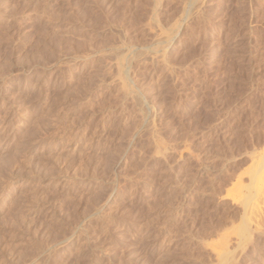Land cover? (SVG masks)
<instances>
[{
	"label": "rangeland",
	"instance_id": "rangeland-1",
	"mask_svg": "<svg viewBox=\"0 0 264 264\" xmlns=\"http://www.w3.org/2000/svg\"><path fill=\"white\" fill-rule=\"evenodd\" d=\"M0 163V264H264V0H0Z\"/></svg>",
	"mask_w": 264,
	"mask_h": 264
},
{
	"label": "bare ground",
	"instance_id": "bare-ground-1",
	"mask_svg": "<svg viewBox=\"0 0 264 264\" xmlns=\"http://www.w3.org/2000/svg\"><path fill=\"white\" fill-rule=\"evenodd\" d=\"M113 48H114V47H113ZM122 51H123V50H122ZM122 51H121V48H120V49H119V48H116V49H114L113 51H111V52H113V54H114V57H113V58H115V57H116V58L121 57V56H122ZM109 52H110V51H109ZM111 52H110V53H111ZM123 52H124V51H123ZM110 53H109V54H110ZM146 54H147V53H146ZM146 54H145V55H146ZM123 56H124V54H123ZM123 56H122V57H123ZM146 56H148V55H146ZM111 57H112V56H111ZM116 64H117V63H116ZM125 86H126V85H125ZM126 89H128V87H126ZM128 90H129V89H128ZM123 92H124V91H123ZM126 92H128V91H126ZM126 92H125V93H126ZM132 93H133V92H131V94H132ZM128 95H130V93H128ZM129 97H130V96H129ZM132 97H133V95H132ZM133 98H134L136 101H137V100L140 101L139 99H136L137 97H133ZM140 102H141V101H140ZM139 104H140V103H139ZM141 104H142V103H141ZM3 160H4V159H2V161H3ZM4 162H5V160H4ZM4 164H5V163H4ZM0 165H1V163H0ZM1 167H2V166H1ZM258 207H259V206H258ZM256 208H257V207H256ZM257 209H259V208H257ZM254 210H256V209H254ZM256 211H257V210H256ZM254 212H255V211H254ZM258 213H259V212H258ZM258 215H260V213H259ZM258 215H257V216H258ZM254 216H256L255 213H254ZM260 217H261V216H260ZM256 218H257V217H256Z\"/></svg>",
	"mask_w": 264,
	"mask_h": 264
}]
</instances>
